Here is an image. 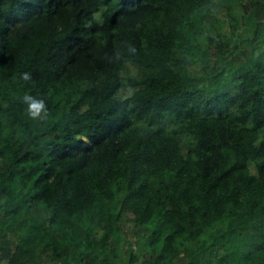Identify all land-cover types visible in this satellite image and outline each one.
Here are the masks:
<instances>
[{
	"label": "trees",
	"instance_id": "16d2710c",
	"mask_svg": "<svg viewBox=\"0 0 264 264\" xmlns=\"http://www.w3.org/2000/svg\"><path fill=\"white\" fill-rule=\"evenodd\" d=\"M3 263L264 264V0H0Z\"/></svg>",
	"mask_w": 264,
	"mask_h": 264
},
{
	"label": "clouds",
	"instance_id": "9594fccd",
	"mask_svg": "<svg viewBox=\"0 0 264 264\" xmlns=\"http://www.w3.org/2000/svg\"><path fill=\"white\" fill-rule=\"evenodd\" d=\"M20 78L25 82H30L32 80L31 73L29 72L22 73ZM23 102L26 105V110L30 118L38 120L47 115V104L45 98L26 94L23 98Z\"/></svg>",
	"mask_w": 264,
	"mask_h": 264
},
{
	"label": "rangeland",
	"instance_id": "374dc122",
	"mask_svg": "<svg viewBox=\"0 0 264 264\" xmlns=\"http://www.w3.org/2000/svg\"><path fill=\"white\" fill-rule=\"evenodd\" d=\"M243 2H246V3H250L251 0H243ZM245 21L247 22V29L248 31L251 33L254 28H255V18H253L252 14L249 12H246V14L243 15ZM225 25H228L227 23H225ZM225 29L227 30V32H230V29H229V26L225 27ZM5 264V263H3Z\"/></svg>",
	"mask_w": 264,
	"mask_h": 264
},
{
	"label": "water",
	"instance_id": "95a60500",
	"mask_svg": "<svg viewBox=\"0 0 264 264\" xmlns=\"http://www.w3.org/2000/svg\"><path fill=\"white\" fill-rule=\"evenodd\" d=\"M258 53H259V52H258V51H256V55H258Z\"/></svg>",
	"mask_w": 264,
	"mask_h": 264
}]
</instances>
